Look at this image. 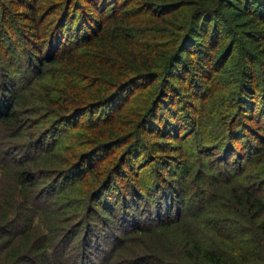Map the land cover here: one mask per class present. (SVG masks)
<instances>
[{
  "label": "trees",
  "instance_id": "1",
  "mask_svg": "<svg viewBox=\"0 0 264 264\" xmlns=\"http://www.w3.org/2000/svg\"><path fill=\"white\" fill-rule=\"evenodd\" d=\"M119 229V264H264V0H0V264Z\"/></svg>",
  "mask_w": 264,
  "mask_h": 264
},
{
  "label": "rangeland",
  "instance_id": "2",
  "mask_svg": "<svg viewBox=\"0 0 264 264\" xmlns=\"http://www.w3.org/2000/svg\"><path fill=\"white\" fill-rule=\"evenodd\" d=\"M154 137V136H153ZM153 137L151 136H149V135H147L146 137H145V135H142V138H143V142H144V138H146L145 140L147 141V142H151V143H153V142H155L154 140H156L157 138H155V139H153ZM156 141H158V139L156 140ZM159 142V144H162L160 141H158ZM159 147H161L162 148V145H160ZM135 148V150L132 152V155H136L138 158L139 157H141V155H143L144 153H145V150L142 148V147H134ZM131 155V156H132ZM124 156V155H123ZM136 156H134V160H135V157ZM136 159L135 161L136 162H138L139 161V159ZM129 161V165H131V158H130V160H128ZM136 168H139V166L138 167H136ZM176 183H174L173 182V185H175ZM134 188V187H133ZM126 189H128V188H126ZM133 190V189H132ZM120 191V190H119ZM151 199H153L152 197H151ZM150 199V200H151ZM102 199H100L99 201L100 202H102L101 201ZM168 202L170 203V205H172V210H171V213H174V211H175V209H176V207H177V205L175 206L174 205V203H173V201H171L170 199L168 200ZM103 203H98V205L101 207V205H102ZM96 209L98 210L97 211V213H98V216H96L95 218H93L94 220H96L98 217H100V218H104V219H106L107 221H108V226H110L111 224H116V216L114 217L112 214H109L108 213V211H105V209H104V207L103 208H97L96 207ZM137 214L139 215V217H142V218H144L145 217V215H146V213H144V211H143V209H140V210H138L137 211ZM146 218V217H145ZM70 222V221H69ZM94 222V221H93ZM114 222V223H113ZM98 223V225H100L99 224V222H97ZM70 224H72V222H70ZM95 224V223H94ZM108 226H106V228H105V232L106 233H110V229L108 228ZM72 226H70V228H71ZM69 228V227H68ZM112 228H113V226H112ZM122 230L123 229H119V230H117L116 231V233H115V239H113L114 240V242H116V241H118L119 243H120V247L116 250V253H115V257H116V259L118 258V261L116 262L117 264H119L121 261V258L120 257H122L123 255H125L126 254V252L125 251H121V248H127V246H129V250H132V249H134L135 248V241H133V242H131V239L129 240V238L128 237H126V236H122V234H121V232H122ZM110 245H112L111 244V242H109V241H106V243L103 245V247H104V249H106V250H108L109 249V247H110ZM131 246H132V249H131ZM75 249H76V243H72L71 245H70V257H68L69 258V260L71 259L72 260V257H73V255L75 254ZM94 251V250H93ZM134 252H135V250H133ZM95 252V251H94ZM132 251H129L128 253H131ZM94 254V253H93ZM92 254V256L93 257H95L94 255ZM99 256V255H98ZM126 264V263H125Z\"/></svg>",
  "mask_w": 264,
  "mask_h": 264
}]
</instances>
